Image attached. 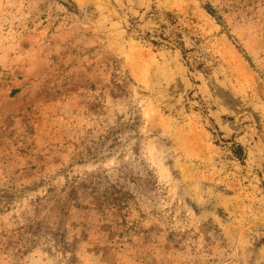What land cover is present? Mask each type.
Segmentation results:
<instances>
[{
    "label": "rangeland",
    "instance_id": "rangeland-1",
    "mask_svg": "<svg viewBox=\"0 0 264 264\" xmlns=\"http://www.w3.org/2000/svg\"><path fill=\"white\" fill-rule=\"evenodd\" d=\"M0 264H264V0H0Z\"/></svg>",
    "mask_w": 264,
    "mask_h": 264
}]
</instances>
